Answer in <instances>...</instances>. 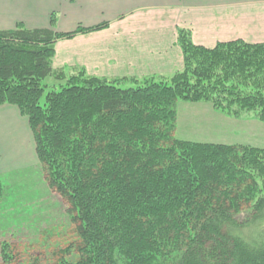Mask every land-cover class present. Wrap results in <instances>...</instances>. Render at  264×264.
I'll use <instances>...</instances> for the list:
<instances>
[{
  "label": "trees",
  "instance_id": "obj_1",
  "mask_svg": "<svg viewBox=\"0 0 264 264\" xmlns=\"http://www.w3.org/2000/svg\"><path fill=\"white\" fill-rule=\"evenodd\" d=\"M56 25L53 15L52 29L0 31V107L29 120L44 179L74 226L47 264H264V149L177 138L179 102L264 124V44L208 49L179 29L183 70L106 79L55 71L53 59L59 40L107 25ZM53 77L60 91L48 92ZM4 190L0 178V200ZM1 249L3 264L19 263L11 245Z\"/></svg>",
  "mask_w": 264,
  "mask_h": 264
},
{
  "label": "crops",
  "instance_id": "obj_2",
  "mask_svg": "<svg viewBox=\"0 0 264 264\" xmlns=\"http://www.w3.org/2000/svg\"><path fill=\"white\" fill-rule=\"evenodd\" d=\"M53 15L59 33L107 25L55 46L54 69L80 68L98 78L171 77L183 70L179 29L190 30L194 44L208 49L237 40L264 44V0H0V31L14 30L19 23L32 30L52 29ZM177 112L181 141L195 143L191 140L198 129L225 135L232 131L233 120L210 104L181 102ZM2 120L7 123L6 130L0 124V178L41 167L29 120L9 105L0 107ZM243 127L247 135L264 134L260 124Z\"/></svg>",
  "mask_w": 264,
  "mask_h": 264
},
{
  "label": "rangeland",
  "instance_id": "obj_3",
  "mask_svg": "<svg viewBox=\"0 0 264 264\" xmlns=\"http://www.w3.org/2000/svg\"><path fill=\"white\" fill-rule=\"evenodd\" d=\"M53 30L56 31V28ZM45 83L50 87L48 92L53 89L60 91L61 83L57 82L54 77L49 78ZM122 87L130 88L132 85L126 84ZM180 103L177 104V108ZM229 119L233 120L228 121L232 126V131L229 130L227 135L223 132L217 133L216 130L198 129L194 133L197 137L191 141L237 146L247 144L245 146L264 149L263 131H259L260 135L257 133L255 136L243 133L245 123L250 125L252 122V124L257 123L264 126L263 123L257 120ZM6 123L7 121L4 120L0 122L5 126L1 130H6ZM9 130H11L10 127ZM208 136L214 139H208ZM1 180L5 190L0 200V264H3L1 249L3 244L11 245L18 256L19 263L17 264L53 262L55 254L74 241V226L71 224V216L67 212L65 203L48 187L46 181H43L41 167L32 165L15 177L7 175Z\"/></svg>",
  "mask_w": 264,
  "mask_h": 264
}]
</instances>
